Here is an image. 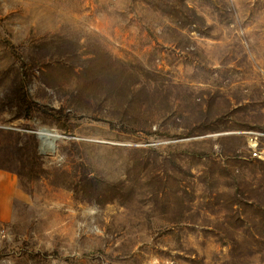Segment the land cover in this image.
<instances>
[{
	"label": "rangeland",
	"instance_id": "rangeland-1",
	"mask_svg": "<svg viewBox=\"0 0 264 264\" xmlns=\"http://www.w3.org/2000/svg\"><path fill=\"white\" fill-rule=\"evenodd\" d=\"M249 131L264 0H0V264H264Z\"/></svg>",
	"mask_w": 264,
	"mask_h": 264
},
{
	"label": "crops",
	"instance_id": "crops-1",
	"mask_svg": "<svg viewBox=\"0 0 264 264\" xmlns=\"http://www.w3.org/2000/svg\"><path fill=\"white\" fill-rule=\"evenodd\" d=\"M0 176L2 179H0V206H3L5 209V215L4 216H9L11 213V196H12V191H11V184L7 182L9 177L6 179L5 175L0 173ZM6 207V208H5Z\"/></svg>",
	"mask_w": 264,
	"mask_h": 264
},
{
	"label": "built area",
	"instance_id": "built-area-1",
	"mask_svg": "<svg viewBox=\"0 0 264 264\" xmlns=\"http://www.w3.org/2000/svg\"><path fill=\"white\" fill-rule=\"evenodd\" d=\"M250 136V146H251V150H252V154L253 156L259 157L262 160H264V154L261 153V151L258 149V141H257V133L253 132V131H249L247 133Z\"/></svg>",
	"mask_w": 264,
	"mask_h": 264
},
{
	"label": "bare ground",
	"instance_id": "bare-ground-1",
	"mask_svg": "<svg viewBox=\"0 0 264 264\" xmlns=\"http://www.w3.org/2000/svg\"><path fill=\"white\" fill-rule=\"evenodd\" d=\"M45 132L44 133H40L41 134V138H42V143H47V144H51L53 143V139L56 138V135H53L52 133H54L53 131H50V130H44ZM51 139L50 141H48V139ZM48 141V142H46ZM43 143V144H44ZM44 147V146H43Z\"/></svg>",
	"mask_w": 264,
	"mask_h": 264
},
{
	"label": "water",
	"instance_id": "water-1",
	"mask_svg": "<svg viewBox=\"0 0 264 264\" xmlns=\"http://www.w3.org/2000/svg\"><path fill=\"white\" fill-rule=\"evenodd\" d=\"M44 130H48V129H42V130L38 131V135H39L41 141H42V138H41V134H40V133H44V132H45ZM52 134H53V135H56V138L53 139V145H54L55 140H56L58 137H60V135L57 134V133H52Z\"/></svg>",
	"mask_w": 264,
	"mask_h": 264
},
{
	"label": "trees",
	"instance_id": "trees-1",
	"mask_svg": "<svg viewBox=\"0 0 264 264\" xmlns=\"http://www.w3.org/2000/svg\"><path fill=\"white\" fill-rule=\"evenodd\" d=\"M34 145H35V150H36V143L34 142ZM36 153V152H35Z\"/></svg>",
	"mask_w": 264,
	"mask_h": 264
}]
</instances>
